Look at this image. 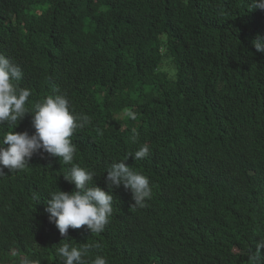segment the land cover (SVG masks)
Returning <instances> with one entry per match:
<instances>
[{
  "label": "trees",
  "instance_id": "obj_1",
  "mask_svg": "<svg viewBox=\"0 0 264 264\" xmlns=\"http://www.w3.org/2000/svg\"><path fill=\"white\" fill-rule=\"evenodd\" d=\"M258 34L264 10L251 0H0V53L21 67L28 108L65 94L91 118L71 137L73 163L105 191L111 164L148 144L147 157L125 162L152 187L143 208L113 187L104 231L63 237L45 209L50 192L75 190L71 165L34 154L0 176V264H61L63 243L93 242L109 264H252L264 238ZM7 131L34 133L32 113L0 125V139Z\"/></svg>",
  "mask_w": 264,
  "mask_h": 264
},
{
  "label": "clouds",
  "instance_id": "obj_2",
  "mask_svg": "<svg viewBox=\"0 0 264 264\" xmlns=\"http://www.w3.org/2000/svg\"><path fill=\"white\" fill-rule=\"evenodd\" d=\"M264 10V0H251V9ZM256 51L264 53V36L257 35L253 40ZM23 78L21 67L0 53V125L16 128L19 121L28 112L32 113V126L35 132L7 131L0 139V176L9 172L24 170L34 154L47 153L59 158L66 165H71L64 174L66 180L75 185V190L68 192L60 188L50 192L47 199L48 219L54 223L63 237L68 236L69 228L79 229L86 226L91 233L104 231L113 214L112 188L121 185L130 190L134 204L131 208L146 206V201L152 198V187L149 178L140 171L130 167L125 161L129 156L142 160L150 152L148 144H141L134 152L129 153L124 160L114 162L107 169L105 182L108 191L97 186L93 170L73 163L76 146L71 137L78 128H84L90 123V117L77 113L71 107L65 94H49L36 102L31 110L28 108L31 90L21 88L18 82ZM131 119H136L134 113H127ZM99 132V129H97ZM135 135V130H133ZM102 245L99 242L83 243L75 247L63 243L56 249V255L61 264H109L107 258L100 254ZM264 238L256 243V250L250 256L252 264H264ZM93 250L96 253L93 255ZM19 264H40L35 259L23 256Z\"/></svg>",
  "mask_w": 264,
  "mask_h": 264
},
{
  "label": "bare ground",
  "instance_id": "obj_3",
  "mask_svg": "<svg viewBox=\"0 0 264 264\" xmlns=\"http://www.w3.org/2000/svg\"><path fill=\"white\" fill-rule=\"evenodd\" d=\"M62 167V166H61ZM52 172V171H51Z\"/></svg>",
  "mask_w": 264,
  "mask_h": 264
}]
</instances>
